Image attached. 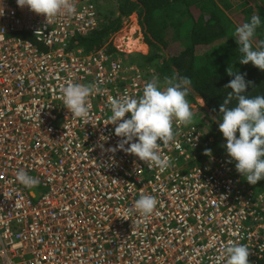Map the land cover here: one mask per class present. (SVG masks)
<instances>
[{"label":"built area","instance_id":"built-area-1","mask_svg":"<svg viewBox=\"0 0 264 264\" xmlns=\"http://www.w3.org/2000/svg\"><path fill=\"white\" fill-rule=\"evenodd\" d=\"M73 3L76 14L47 22L0 0V264H223L229 242L264 264V192L243 183L229 157L203 154L200 127L173 123L163 171L118 147L109 97L138 99L153 76L117 45L140 19L79 55L70 41L97 29L98 11L92 0ZM68 83L100 87L87 120L64 108ZM21 169L38 186L16 181ZM142 194L158 201L148 218L127 211Z\"/></svg>","mask_w":264,"mask_h":264},{"label":"clouds","instance_id":"clouds-1","mask_svg":"<svg viewBox=\"0 0 264 264\" xmlns=\"http://www.w3.org/2000/svg\"><path fill=\"white\" fill-rule=\"evenodd\" d=\"M21 9L27 7L36 15L44 16L49 22L61 14L74 15L76 7L73 0H16ZM261 25V18L252 15L250 22L238 26L234 33L238 51L242 54L239 62L251 64L264 72V44L253 50V37ZM227 74L233 77L225 85L230 89L220 105L219 131L226 140V152L235 168L250 185L264 180V95L250 97L246 89L252 82H246L234 66L227 68ZM191 80L174 72L165 76L163 81L153 77L143 87L142 95L136 99L128 95L117 98L109 97L111 115L108 124L115 126L114 134L122 138L118 145L124 149L128 144L127 154L133 155L148 166L165 170L171 164L168 156L161 155L162 145L174 142L173 123L188 126L193 123V113L187 96L191 92ZM101 89L96 84H73L61 88L60 99L64 108L74 117L87 120L90 110V97L99 94ZM235 101V106H231ZM130 114L129 119H125ZM107 124V125H108ZM237 133H239L237 137ZM136 142H133V141ZM159 142V143H158ZM179 147V143H176ZM205 156L211 157V149H205ZM16 181L25 188L38 186L39 180L30 176L23 169L16 173ZM157 199L153 195L142 194L134 202L128 213L150 217L156 206ZM250 251L246 245L229 242L223 249V264H249Z\"/></svg>","mask_w":264,"mask_h":264},{"label":"trees","instance_id":"trees-1","mask_svg":"<svg viewBox=\"0 0 264 264\" xmlns=\"http://www.w3.org/2000/svg\"><path fill=\"white\" fill-rule=\"evenodd\" d=\"M92 1L97 4V29L86 37L76 36L70 41V50L79 55L100 49L122 29L126 19L137 14L150 51L147 55H128L130 60L133 59L131 64L137 65L148 76L152 70L153 77H159L161 81L174 72L190 78L189 104L196 102V96L200 97L218 119L220 105L231 91L225 89L233 78L227 74L229 66L244 75L246 82H252L246 95H264V72L251 64L238 63L242 54L233 36L235 29L250 22L255 14L261 18V25L253 37V50L264 44V0H112L116 8L105 12L100 5L110 0ZM21 37L45 50L34 38ZM120 55L127 56L125 53ZM235 103L233 101L231 106ZM204 114L207 129L196 125L204 132L203 148L214 151L217 141L224 137L219 124L209 114ZM209 139L213 141L209 142ZM214 153L228 157L224 146ZM235 175L240 176L237 171ZM241 180L257 193L264 192V180L256 185L248 184L243 177Z\"/></svg>","mask_w":264,"mask_h":264},{"label":"rangeland","instance_id":"rangeland-1","mask_svg":"<svg viewBox=\"0 0 264 264\" xmlns=\"http://www.w3.org/2000/svg\"><path fill=\"white\" fill-rule=\"evenodd\" d=\"M100 6L104 12L109 9L116 8L115 4H112V0L106 3H102ZM141 28H142L141 25L139 26V28H136V27L132 29L129 28L128 31L124 32V34L122 35V38H121L122 42L118 40L117 45L119 46L120 50L123 51L127 55V56H122L125 60H129L130 62L131 60L133 61L132 58L130 60V57H128V55L129 56L130 55L135 56L136 54L147 55L149 53L150 48L147 42H145L144 40V41H141V44H140L137 41L138 39H140V37L144 38V32ZM195 100H196L195 103L190 104V108L193 113V123L195 124L197 123V124L203 125V127H206V124L204 121V116H205L204 113L209 114L213 120L217 121L216 117L208 110L207 106L204 104L203 100L200 99V97L196 96ZM225 145H226V140L222 138L221 140L217 141L216 145L214 146V151L217 152L222 146H225ZM214 151L211 150L212 153H214ZM241 179H242V176H241Z\"/></svg>","mask_w":264,"mask_h":264}]
</instances>
